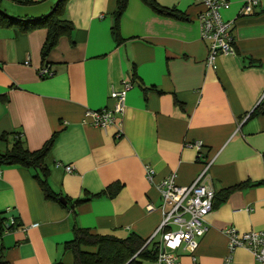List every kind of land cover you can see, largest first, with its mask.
I'll list each match as a JSON object with an SVG mask.
<instances>
[{
  "label": "crops",
  "instance_id": "crops-1",
  "mask_svg": "<svg viewBox=\"0 0 264 264\" xmlns=\"http://www.w3.org/2000/svg\"><path fill=\"white\" fill-rule=\"evenodd\" d=\"M57 1L0 0V6L38 18ZM153 1L179 17L128 0L116 37L117 0H68L65 18L74 31L46 60L45 29L0 25V151L19 139L38 151L54 139L45 165L59 196L45 197L34 169L0 167V261L74 264L66 246L76 229L149 240L164 218L160 182L175 174L178 185H191L208 164L213 208L207 232L195 238L196 264H223L227 227L264 231V114H255L264 103V0L247 15V0H227L221 16L231 23L234 53L212 65L200 37V2ZM44 67L50 77L41 76ZM125 80L133 87L124 111L106 129L95 127L87 113L112 109L111 93ZM174 254L180 264H194L183 248ZM229 264L262 263L237 248Z\"/></svg>",
  "mask_w": 264,
  "mask_h": 264
},
{
  "label": "built area",
  "instance_id": "built-area-1",
  "mask_svg": "<svg viewBox=\"0 0 264 264\" xmlns=\"http://www.w3.org/2000/svg\"><path fill=\"white\" fill-rule=\"evenodd\" d=\"M197 1L203 7V11L197 17L200 25V37L209 43L207 63L212 65L218 55L234 53L233 41L229 33L231 23L224 22L221 16V10L227 6V0ZM256 4L257 0H247L243 6V13L249 14ZM40 74L43 77H50L52 72L48 67H44ZM132 87L131 81H123V88L111 93V98L115 101L112 109L87 113L91 123L101 129L111 126L115 121V115L124 111L127 93ZM196 147L201 148V144L197 143ZM208 165L191 185H178L175 174L160 182L161 209H163L164 218L155 235L149 239L151 242L158 234H161L158 240V256L154 264H180L179 258L174 254L179 248L190 252L193 263L196 264L194 251L197 242L195 238L207 232L206 218L213 208L214 193L205 184V172ZM66 170L72 172L73 167H67ZM146 174L148 179L153 182L154 174L148 167ZM153 209L154 206H148L149 211ZM6 229L8 228L6 227ZM223 233L226 235L229 245V255L223 264L230 263L232 253L237 248L245 249L257 262L264 264V231L239 233L235 228L227 227Z\"/></svg>",
  "mask_w": 264,
  "mask_h": 264
},
{
  "label": "trees",
  "instance_id": "trees-1",
  "mask_svg": "<svg viewBox=\"0 0 264 264\" xmlns=\"http://www.w3.org/2000/svg\"><path fill=\"white\" fill-rule=\"evenodd\" d=\"M27 2V0H16ZM156 12L163 16L179 17L175 11L168 10L158 6L153 0H142ZM68 0H61L54 5L52 10L42 17L21 18L10 16L0 6V25L4 27H16L23 32H31L37 29L47 31L46 41L43 47L44 60L47 59L50 52L57 46L63 36H71L74 27L72 23L65 18L66 6ZM128 7V0H117V9L114 12L115 25L113 32L116 37L120 35V19ZM255 114H264V103L259 106ZM5 138V137H4ZM54 139L49 140L46 145L38 151L28 150L24 143L19 139L7 151H0L1 166H21L34 169L40 172L42 176H37L38 183L47 199L59 200L50 185L48 184V169L45 165V158L53 147ZM83 201H78L77 204ZM3 228L0 227V235ZM159 242L153 239H143L136 233H131L126 238H118L110 235H93L88 230L76 229L75 238L67 244V249L74 254V264H147L155 262L158 256ZM82 247L97 248L96 253L85 252ZM0 264H6L0 261Z\"/></svg>",
  "mask_w": 264,
  "mask_h": 264
},
{
  "label": "water",
  "instance_id": "water-1",
  "mask_svg": "<svg viewBox=\"0 0 264 264\" xmlns=\"http://www.w3.org/2000/svg\"><path fill=\"white\" fill-rule=\"evenodd\" d=\"M61 2V0H58L56 3H55V6L57 7V5ZM62 202L66 203V201L64 200V198H61L60 199Z\"/></svg>",
  "mask_w": 264,
  "mask_h": 264
},
{
  "label": "rangeland",
  "instance_id": "rangeland-1",
  "mask_svg": "<svg viewBox=\"0 0 264 264\" xmlns=\"http://www.w3.org/2000/svg\"><path fill=\"white\" fill-rule=\"evenodd\" d=\"M10 16H14V17H16L15 15H11L10 13H8ZM39 176H41V178H43L44 179V177L42 176V174H40L39 173Z\"/></svg>",
  "mask_w": 264,
  "mask_h": 264
}]
</instances>
